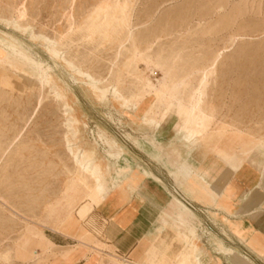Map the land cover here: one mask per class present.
<instances>
[{
	"label": "rangeland",
	"instance_id": "rangeland-1",
	"mask_svg": "<svg viewBox=\"0 0 264 264\" xmlns=\"http://www.w3.org/2000/svg\"><path fill=\"white\" fill-rule=\"evenodd\" d=\"M166 121L173 142L151 140V158L170 157L176 172L198 149L233 173L252 155L259 169L264 0H0V264H193L189 237L209 241L187 206L180 229L155 225L140 260L93 223L111 198L149 183L143 133ZM121 149L125 170L108 156Z\"/></svg>",
	"mask_w": 264,
	"mask_h": 264
},
{
	"label": "crops",
	"instance_id": "crops-1",
	"mask_svg": "<svg viewBox=\"0 0 264 264\" xmlns=\"http://www.w3.org/2000/svg\"><path fill=\"white\" fill-rule=\"evenodd\" d=\"M167 125L166 121L159 129L143 133L154 149V152L145 154L148 160H142L143 167L157 178H153L152 173H147L150 181L146 187L141 190L135 188L126 196H115L105 206L94 211L95 224L100 225L104 237L107 238L109 232L114 236L107 243L116 246L119 254L132 261L140 260L141 248L156 232L155 225H159L157 230H160L173 223L180 229L174 221L175 216L180 208L187 210L188 207L195 214H188V226L192 228L194 223L200 229V233L209 241L207 247L216 257L221 258L222 264H231V260L227 255L214 252L212 242L215 239L236 252L238 264H264V155L263 161L257 163L259 169L248 164L253 159L252 155L233 173L213 153L209 156L208 153L199 152L201 156H197L198 149L184 164H180L181 167L176 172L170 163V157L167 159L164 156L163 162L151 158L157 152L150 144L151 140L164 146L173 142L174 129L169 135H165ZM136 131V126H133V134H142ZM183 157H187L186 153H183ZM131 159L136 164V160ZM173 160L178 163V156L175 155ZM185 165L190 166L191 170H187ZM120 166L119 164L118 169ZM178 176L186 177L187 183L180 187L177 184ZM167 191L178 199L169 198ZM175 236L173 239L178 240ZM192 236L189 237V242ZM173 245L174 243L167 245V249ZM180 249L178 248V253ZM238 253L241 259H238ZM126 263L133 264L124 261Z\"/></svg>",
	"mask_w": 264,
	"mask_h": 264
},
{
	"label": "bare ground",
	"instance_id": "bare-ground-1",
	"mask_svg": "<svg viewBox=\"0 0 264 264\" xmlns=\"http://www.w3.org/2000/svg\"><path fill=\"white\" fill-rule=\"evenodd\" d=\"M195 111H196L195 107H192L187 113H185V114L181 113V116H182L183 120L186 121V122H192V120L195 117ZM131 143H132V141H131ZM132 144L135 147L141 148V146L138 143H132ZM128 153H127V151L125 149H121L118 153H115V154H112V153L109 152L108 156H110L111 158H114L116 160L117 167L120 164L121 165L120 169L121 170H125L126 167H127V164L125 162L127 160ZM248 154L249 153H247L246 155H248ZM93 156H91V157H93ZM90 163L94 164V163H96V160L93 158L92 160H90ZM111 172H112V169H108L107 168L106 177L114 175L113 179L117 183V185H116L117 187L119 185L120 186L125 185L123 182L120 183L118 181V177L116 176V174H113V173L111 174ZM152 177L155 178V176H153V175H152ZM93 223L95 224L94 219H93ZM203 243L204 242H202V237L201 236H199V235L192 236L189 244L187 245V247L185 249V254H183L184 258H185V262L187 261V262H191L193 264H222L221 258L216 257L213 254L212 250H210ZM212 243L214 244L213 245L214 252H216L217 254L227 255V256H229V258L231 260V264H238V260L236 258V252L233 249L225 247L223 242H221L219 240H216V239ZM246 260L249 261L248 259H246Z\"/></svg>",
	"mask_w": 264,
	"mask_h": 264
}]
</instances>
